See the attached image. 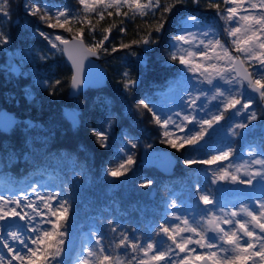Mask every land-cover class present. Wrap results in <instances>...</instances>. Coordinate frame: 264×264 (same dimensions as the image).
<instances>
[{
	"label": "trees",
	"instance_id": "16d2710c",
	"mask_svg": "<svg viewBox=\"0 0 264 264\" xmlns=\"http://www.w3.org/2000/svg\"><path fill=\"white\" fill-rule=\"evenodd\" d=\"M39 2L53 11L55 7L79 9L76 0ZM169 2L160 0L161 8L155 16L125 19L123 25L120 23L122 17L105 16L98 24L93 18L92 23L96 24L97 30L91 34L87 31L88 25H84L86 43H92L93 36L99 40L104 27L113 23L117 27L105 45L109 53L99 55L108 73L106 84L99 89L89 88L77 98L68 96L71 70L63 54L51 49L38 34V31L55 34L64 30L48 29L38 17L28 16L20 7L23 0H10V18L0 19V31L10 38L8 44H0V109L6 108L17 117L14 128L6 133L0 131V194L31 191V186L35 185L37 190L67 195L70 215L66 244L69 242L76 247L69 264H78V259L85 255L83 248L95 243L93 232L102 234L104 246L109 247L116 235L110 231L112 226L117 227V234L127 232L141 240L148 235L160 239L155 229L166 217L170 221L174 209L168 205L172 200L183 204L184 210L204 209L199 202L198 188L210 193L218 205L226 208L254 200L262 194L261 191H253L244 196L232 192L222 193L217 198L210 183L217 165L189 166L184 163L189 158L206 159L227 145L235 149L230 160L237 162L248 156L246 151L253 146L264 150V111L258 98L255 101L258 119L242 131V136L215 145L209 139L203 145L186 146L180 151L163 143L162 130L155 124L152 114L136 107L145 100L159 113L158 108L164 104L168 90L183 78V68L169 60V54L174 50L172 40L177 35L178 17L188 12L216 25L220 23L216 10L208 5L219 2L223 7L222 0H199L198 3L184 0L165 14V27L156 33L153 30L161 19L163 6ZM121 26L126 28V33L118 31ZM79 27L76 24L72 33H66L73 35ZM149 31L157 41L149 47L133 44L130 49L119 48L121 43H131ZM114 46L118 50L111 52ZM10 55H20L12 67L9 65ZM42 55L48 59L41 60ZM125 72L128 78L137 81L131 92L123 89ZM45 79L62 81L55 95L50 96L42 86ZM67 109L76 112L75 123L65 119ZM108 120L113 121L109 129V147L100 149L92 132L105 127ZM129 139L136 143L135 149L128 145ZM126 145L133 155L131 170L120 178L107 176V171L123 157L119 150ZM160 148L170 149L177 157L170 176L161 174L154 164L145 162L147 154L158 152ZM148 180L152 183L141 187ZM153 189L155 197L151 199L149 195ZM109 220L113 225L108 224ZM133 229H136L135 233ZM68 257L63 256L65 264Z\"/></svg>",
	"mask_w": 264,
	"mask_h": 264
},
{
	"label": "snow or ice",
	"instance_id": "6c2138e0",
	"mask_svg": "<svg viewBox=\"0 0 264 264\" xmlns=\"http://www.w3.org/2000/svg\"><path fill=\"white\" fill-rule=\"evenodd\" d=\"M183 2L170 0L166 3L153 31L161 32L167 20L165 14ZM198 2L193 0V3ZM76 3L78 10L55 7L53 11L39 0H23L20 5L28 16L38 17L48 29L72 33L73 27L80 25L70 39L62 34L38 31L51 49L63 52L72 61L75 71L70 78V87L74 91L85 85L79 74L83 60L99 56L102 52L108 54L109 49L105 45L117 27L115 23L104 27L99 40L93 36V42L86 43L84 25H88L87 31L91 34L97 30L96 24L92 23L93 18L98 24L105 16L122 17L120 23L123 25L125 19L155 16L161 8L160 0H76ZM222 3L223 7L219 2H210L208 6L215 9L216 16L224 22L228 42L221 39L213 25L201 23L195 15H189L183 21L180 34L173 37L174 50L169 54V60L178 63L191 73L189 79L195 80L185 89L187 98L182 101L181 111L174 113L175 118L171 115L164 118L145 100L136 106L152 114L155 124L162 130V142L177 151L186 146H198L210 129L214 130L233 116H243L247 121L235 124V129L248 128L258 119L256 112L250 111L251 105L257 97L264 102V0H222ZM10 15V0H0V19L10 18ZM192 28L197 31H192ZM118 31L126 33V28L121 26ZM9 39L7 33L0 31V44H8ZM156 42L149 31L138 40L121 43L119 48L130 49L133 44L148 46ZM117 50L114 46L111 52ZM40 59L47 60L48 57L42 55ZM41 83L51 96L55 95L62 81L45 79ZM122 83L124 91L131 92L137 81L128 78L125 72ZM205 84L209 86L207 89L200 87ZM202 100L208 103H201ZM112 123L108 120L105 127L92 132L100 149L109 147ZM231 135L240 133L233 130ZM128 145L132 149L137 147L131 139ZM128 145L119 150L123 157L107 171V176L120 178L131 170L134 160ZM234 155L235 149L227 145L206 159L189 158L184 163L189 166L217 165L213 171V185L227 181L251 186L253 180L264 181V150L258 153L249 151L250 162L230 171L233 166L225 167L221 162L229 161ZM241 167L245 169L242 175L239 174ZM151 183L148 180L141 187H148ZM198 191L199 202L204 205V209L197 213L201 217L199 221L187 212L178 215L173 211L171 222L166 217L155 229L160 239L148 235L144 240L127 232L117 234V227L112 226L110 231L116 235L109 247L104 246L102 234L93 232L95 243L83 248L85 255L78 259V264H264V193L250 200L248 205L241 203L239 208L227 209L218 205L210 193L199 188ZM31 193L35 199H29L27 191L15 197L13 194H0V222H4L0 228L16 229L8 230L6 235L0 234V247L7 250L6 256L0 254V264H65L63 256L70 201L64 192L42 194L35 185L31 186ZM168 207L177 209L178 205L172 200ZM15 219L24 223H7ZM108 224L113 225V221L109 220ZM135 231L133 229V233Z\"/></svg>",
	"mask_w": 264,
	"mask_h": 264
},
{
	"label": "rangeland",
	"instance_id": "374dc122",
	"mask_svg": "<svg viewBox=\"0 0 264 264\" xmlns=\"http://www.w3.org/2000/svg\"><path fill=\"white\" fill-rule=\"evenodd\" d=\"M189 15H193L191 13L188 12H184L182 13V15L180 17H178L177 19V35L180 34V29L184 26L183 25V21H186L187 17ZM201 23L205 24V25H213L215 28V31L217 34L220 35L221 39L225 40L226 42H228V38L226 37V34L224 32V22L220 20V23L218 25H216L213 22L210 21H206L205 18H203L202 16H197ZM192 31H197L196 28H192ZM55 34H62L63 36H67L68 33L66 32H58L56 31ZM174 40H172V45L174 44ZM149 47V46H147ZM229 47L230 43H229ZM58 53H62V52H58ZM20 58V55H10V61H9V65L12 67L16 64V59ZM183 70V78L177 82V85L172 86L169 90L168 93L166 94L165 97V101L164 104H160L158 111L162 117L167 118L168 116H173V118H175L174 113L177 111H181V104L182 101L185 100L187 98V93L185 92V89H188L190 86V83H195V80H190L189 77H191V73L186 72V70ZM200 87L207 89L209 86L208 85H200ZM227 87V86H224ZM196 93L193 92V95H195ZM201 103H208V101L206 100H202ZM215 103V102H212ZM185 111H187V109H184ZM213 112L216 111L215 108L212 109ZM250 111H255V103H253L251 105ZM199 115H202V113H200ZM240 122H247L246 119L243 116H233L231 119L226 120V121H222L220 123V125L216 126L214 130H209V134L206 135L204 141L201 142V145H203L205 142L209 141V139L213 140V144L215 145V143H220V142H229V141H233L234 139H236V137L238 136H242L243 133L242 131L244 129H235L234 125ZM264 126V125H263ZM189 127H192V125H189ZM236 131L238 133H240V135L237 136H232L231 135V131ZM217 144V145H218ZM200 145V146H201ZM249 151H255V152H260L259 149H257L256 147H251L249 148L246 153L248 154ZM158 156H157V151L154 153H150L147 154L145 157V162L146 163H152L155 164V162L157 161ZM251 160V157L246 156L244 159L240 160L239 162L237 161H227L225 163H222L225 167H227L229 164L232 165L233 167L230 168V171H234V167L235 166H240V165H245L247 163H249ZM175 169V168H174ZM244 168L241 167L240 168V175L243 174L244 172ZM214 179L213 176H211L210 178V183H212V180ZM213 185V184H212ZM214 189L216 191V195L217 198L218 196L220 197L222 193H226V194H230L232 192L235 193H241L244 196L246 195H250L253 191H261L262 193H264V181H259V179L253 180V184L251 186L248 185H242V184H233L227 181L224 182H218L217 184L213 185ZM39 192H41L42 194H48L47 190L43 189V190H38ZM28 193V197L29 199H35V196L31 193V191H27ZM20 193L18 194H13V196H18ZM5 195V194H4ZM7 196V195H6ZM252 197H254V195H252ZM178 205L177 209H174V211L178 214H184L185 212H187V214L189 216H195V219L197 221L200 220V215H198L197 213L200 211L199 208H188V210H184L183 204L180 205L178 202H176ZM244 203L246 205H248L250 203V201H245V202H239L237 203V205L233 206V207H227V209H234V208H239L240 204ZM211 209V208H210ZM195 210V211H193ZM39 221V218H37V222ZM170 222H171V217H170ZM4 222H0V224H3ZM17 224V223H15ZM26 228L27 226H25V233H26ZM8 230H16L15 228H9V229H3L0 228V234L6 235V232ZM71 247H73L71 249ZM75 246H71L69 244V242L66 244V251L64 253V255H67L68 257V261L66 264H69L73 254L75 253ZM0 254H4L5 256L7 255V250L3 249L2 247H0Z\"/></svg>",
	"mask_w": 264,
	"mask_h": 264
},
{
	"label": "water",
	"instance_id": "95a60500",
	"mask_svg": "<svg viewBox=\"0 0 264 264\" xmlns=\"http://www.w3.org/2000/svg\"><path fill=\"white\" fill-rule=\"evenodd\" d=\"M71 34H67L66 38H71ZM63 54V58L65 62L68 64L71 70V76L75 71L72 67V61L69 60L68 55ZM79 74L82 76L83 80L85 81V85L78 90H72L68 87V96L70 98H77L82 92L86 91L87 89H99L102 88L108 78L107 69L101 63L100 56L96 57H87L83 60V66L79 70ZM71 78V77H70ZM255 95V94H252ZM258 98V97H257ZM259 100V98H258ZM259 104L264 111V102L259 100ZM64 117L67 121L75 123L77 114L75 111L67 109L64 113ZM17 123V117L12 112L6 108L0 109V131L3 133L9 132ZM158 159L155 162V168L163 175L170 176L173 173V170L177 164V157L172 153L170 149L167 148H160L157 152ZM150 198L153 199L155 197V189L150 192ZM9 225L12 224H23L24 222L19 221L18 219L9 220L7 221Z\"/></svg>",
	"mask_w": 264,
	"mask_h": 264
}]
</instances>
